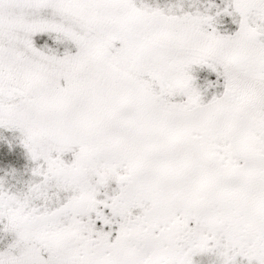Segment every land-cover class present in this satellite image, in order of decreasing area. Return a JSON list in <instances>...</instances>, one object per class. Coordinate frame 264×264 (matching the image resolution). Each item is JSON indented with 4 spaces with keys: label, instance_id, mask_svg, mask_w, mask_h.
I'll list each match as a JSON object with an SVG mask.
<instances>
[{
    "label": "snow or ice",
    "instance_id": "1",
    "mask_svg": "<svg viewBox=\"0 0 264 264\" xmlns=\"http://www.w3.org/2000/svg\"><path fill=\"white\" fill-rule=\"evenodd\" d=\"M0 264H264V0H0Z\"/></svg>",
    "mask_w": 264,
    "mask_h": 264
},
{
    "label": "rangeland",
    "instance_id": "2",
    "mask_svg": "<svg viewBox=\"0 0 264 264\" xmlns=\"http://www.w3.org/2000/svg\"><path fill=\"white\" fill-rule=\"evenodd\" d=\"M164 7L175 0H149ZM204 0H183L185 8L189 5L200 6ZM34 162L20 143L19 134L11 130L0 129V188L9 192H25L29 181L35 180L31 169ZM4 241H0L3 244ZM201 264H208L209 257H198Z\"/></svg>",
    "mask_w": 264,
    "mask_h": 264
}]
</instances>
